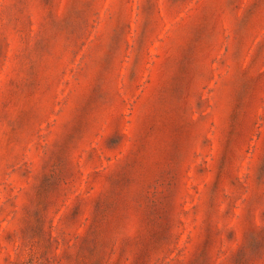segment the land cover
I'll use <instances>...</instances> for the list:
<instances>
[{"label":"rangeland","instance_id":"rangeland-1","mask_svg":"<svg viewBox=\"0 0 264 264\" xmlns=\"http://www.w3.org/2000/svg\"><path fill=\"white\" fill-rule=\"evenodd\" d=\"M0 264H264V0H0Z\"/></svg>","mask_w":264,"mask_h":264}]
</instances>
